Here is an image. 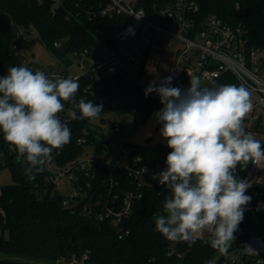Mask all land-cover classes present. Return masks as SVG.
<instances>
[{"label":"trees","instance_id":"16d2710c","mask_svg":"<svg viewBox=\"0 0 264 264\" xmlns=\"http://www.w3.org/2000/svg\"><path fill=\"white\" fill-rule=\"evenodd\" d=\"M167 1L144 0L148 6ZM195 1L201 16L216 14L232 26H241L247 44L264 48V0ZM107 2L62 0L61 6L53 9L52 0H0V77L6 75L9 68L20 65V59L11 50L16 26L33 27L37 38L61 58L70 51L93 50L100 42H115V33L128 32L135 20L126 14L102 17L100 9ZM55 42L61 46L56 47ZM140 78L130 79L126 75L105 79L83 77L76 101L83 98L86 102L103 105L100 114L141 110L148 117L155 110H161L163 105L157 93L145 95L148 86ZM101 80L104 81L102 85ZM160 83L152 85L159 87ZM89 84L92 89L84 91ZM225 84L239 86L229 73L212 82L201 83V86L211 88ZM170 86L184 91L190 87V80H172ZM77 115H80L78 110ZM65 123L72 135L68 144L53 151L60 160H71L91 145L105 151V144L97 138L94 119ZM253 125L255 129L260 128V119ZM82 139L86 144L80 142ZM170 152L167 143L133 145L128 163L166 164ZM125 165L100 170V180L105 182L97 193L106 194L111 190L108 183L111 177L116 181L112 192L138 190V185L126 174ZM246 165L247 162L237 165L234 172L237 178ZM27 166L17 162L16 152L0 134V171L10 168L13 177V182L2 186L0 193V264H70L85 253L89 256L86 263L91 264H211L219 254V250L208 243L209 236H197L195 242L189 244L169 241L155 230L154 216L164 214L163 204L170 196L167 186L149 184L141 188L142 195L135 200L133 212L125 222L130 233L119 238L110 221L85 213L82 202L64 205V194L46 181L45 167L33 180L25 174ZM79 177L84 181L91 180L85 172H80ZM88 193L92 191L88 190ZM262 218L260 214L245 212L234 240L227 252L220 255L241 254L248 237L259 231Z\"/></svg>","mask_w":264,"mask_h":264},{"label":"clouds","instance_id":"9594fccd","mask_svg":"<svg viewBox=\"0 0 264 264\" xmlns=\"http://www.w3.org/2000/svg\"><path fill=\"white\" fill-rule=\"evenodd\" d=\"M171 83L172 77H165L159 87L150 84L145 90V95L160 97L163 107L156 119L171 149L166 169L152 177L170 190L164 214L154 216L155 230L169 241L189 244L206 231L211 247L227 252L251 200L245 194L250 185L234 175L236 167L264 160V147L244 125L253 107L251 94L243 85L202 87L198 76L184 91ZM79 88L78 79H52L24 66L11 67L0 77V134L17 162L28 165L29 179L71 140V129L59 116L65 102H71L69 120H93L103 110L83 98L77 102Z\"/></svg>","mask_w":264,"mask_h":264},{"label":"built area","instance_id":"2783aa9c","mask_svg":"<svg viewBox=\"0 0 264 264\" xmlns=\"http://www.w3.org/2000/svg\"><path fill=\"white\" fill-rule=\"evenodd\" d=\"M61 4L62 0H52L53 9L59 8ZM100 14L102 17L126 14L135 21L129 27L131 32L115 33L116 41L113 43L100 42L93 50L68 52L77 59L79 71L69 69L71 59L68 53L63 58L66 62L62 68L42 66L30 58L23 50L22 42L35 38L33 27H15L16 33L11 42L12 53L20 59L19 66L27 67L33 72L43 71L52 79L56 76L78 79L81 87L82 78L86 76L101 79L118 75H126L130 79L141 76L149 58L163 53L164 43L160 41L159 35L167 34L183 42L168 66V74L172 80H190L192 76H198L201 83H206L229 73L239 86L243 85L255 98L253 109L256 105L264 108V48L247 44L241 26H232L216 14L201 16L200 7L195 0H169L151 6L144 0H108L100 9ZM128 43L132 47L127 48L125 45ZM100 44L105 45L107 50L98 56ZM55 46L60 47L61 43L55 42ZM103 82L101 80L100 85ZM91 85L84 87V91L91 90ZM69 107L71 102H65V111L59 113L62 122L69 121ZM259 119L261 121V116L254 123ZM113 126L117 133L121 131L119 123L115 122ZM80 142L86 144L85 139ZM91 147L93 152L84 150L71 160H60L52 153L51 161L44 166L46 181L59 190L61 181L67 180L70 189L64 194V205L82 202L85 213L110 221L119 238H122L130 233L125 222L133 212L135 200L142 195L141 188L149 184L159 185L158 180L152 177L164 171L167 165L127 163L126 174L138 185V190L112 192L116 181L111 177L108 179L111 190L106 194L97 193L105 182L100 180V170L121 167L123 164L108 163L105 151L98 150L94 145ZM80 172H85L91 180H82ZM242 180L249 183L250 187L245 194L251 197L250 202L244 206V213L253 212L264 216V160L253 161ZM88 190L92 193L89 194ZM88 258L85 253L81 259H75L70 264H85ZM211 264H264V234H251L241 254L217 255Z\"/></svg>","mask_w":264,"mask_h":264},{"label":"rangeland","instance_id":"374dc122","mask_svg":"<svg viewBox=\"0 0 264 264\" xmlns=\"http://www.w3.org/2000/svg\"><path fill=\"white\" fill-rule=\"evenodd\" d=\"M35 38L32 41L23 40L22 48L27 55L40 63L42 66H49L50 68H62L65 60L59 55H56L43 41L37 38V32L34 29ZM160 41L164 43V51L159 56H151L147 62L140 81L149 86L157 82H161L165 77H169L168 66L172 57L181 49L183 42L177 37L160 34ZM127 48L132 47L129 43L125 45ZM107 47L100 44L98 47V56L104 54ZM71 59L69 69L72 71H79L77 66V59L71 54H67ZM69 62V61H68ZM111 70V69H110ZM115 70V67H112ZM251 103L254 106L255 98L251 96ZM160 110H155L150 116L141 110H133L127 113H117L115 111L105 112L94 119V126L97 131V138L102 144H105V154L108 163L127 164L129 162V152L133 145H157L167 143L166 139L161 136V124L157 122L156 113ZM261 116L260 128L255 129L253 124ZM117 122L121 125V131L117 133L114 130L113 124ZM246 132H250L259 140L263 146L264 144V108L261 105L256 107L247 114L244 120ZM85 151H92L93 147L88 146ZM253 161H248L245 168L241 171L238 179H243L248 167ZM13 182L12 172L10 168H4L0 171V189L2 186ZM69 184L67 180L63 179L60 183L59 191L62 194L68 192ZM262 225L256 234H264V216L262 218ZM207 232L198 234L199 236L206 235ZM222 252L219 251L220 255ZM85 264H91L90 262Z\"/></svg>","mask_w":264,"mask_h":264},{"label":"crops","instance_id":"0c3cea01","mask_svg":"<svg viewBox=\"0 0 264 264\" xmlns=\"http://www.w3.org/2000/svg\"><path fill=\"white\" fill-rule=\"evenodd\" d=\"M0 193H1V189H0ZM197 236H199V235H197ZM204 236H210V234L209 233H207L206 235H204Z\"/></svg>","mask_w":264,"mask_h":264}]
</instances>
